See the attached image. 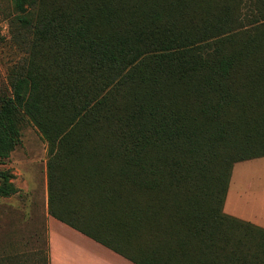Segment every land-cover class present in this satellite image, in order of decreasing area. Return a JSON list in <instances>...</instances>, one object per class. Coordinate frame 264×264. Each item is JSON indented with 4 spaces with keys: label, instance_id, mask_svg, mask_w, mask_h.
Instances as JSON below:
<instances>
[{
    "label": "trees",
    "instance_id": "1",
    "mask_svg": "<svg viewBox=\"0 0 264 264\" xmlns=\"http://www.w3.org/2000/svg\"><path fill=\"white\" fill-rule=\"evenodd\" d=\"M14 7L30 51L0 90V161L31 120L48 213L136 264H264V227L224 210L234 166L264 157V0Z\"/></svg>",
    "mask_w": 264,
    "mask_h": 264
},
{
    "label": "rangeland",
    "instance_id": "2",
    "mask_svg": "<svg viewBox=\"0 0 264 264\" xmlns=\"http://www.w3.org/2000/svg\"><path fill=\"white\" fill-rule=\"evenodd\" d=\"M15 14L14 0H0V90L7 93L11 69L30 51L31 33L15 23ZM21 140L0 161V172L11 173L18 188L10 197L0 196V264H11V257L23 251L41 252L39 264H46L48 226L63 224L48 214V143L29 119L22 124ZM224 210L264 227V157L234 166Z\"/></svg>",
    "mask_w": 264,
    "mask_h": 264
},
{
    "label": "crops",
    "instance_id": "3",
    "mask_svg": "<svg viewBox=\"0 0 264 264\" xmlns=\"http://www.w3.org/2000/svg\"><path fill=\"white\" fill-rule=\"evenodd\" d=\"M50 217L55 218L52 215ZM62 223L59 226H48L46 264H136L80 230L64 222ZM37 254H41V252L23 251L14 254L10 259V263L39 264L41 260L37 257Z\"/></svg>",
    "mask_w": 264,
    "mask_h": 264
}]
</instances>
